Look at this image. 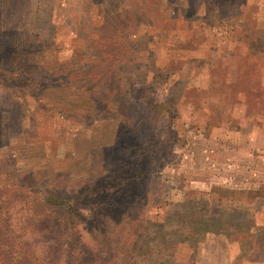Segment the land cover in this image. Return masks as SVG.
Wrapping results in <instances>:
<instances>
[{
  "label": "rangeland",
  "instance_id": "obj_1",
  "mask_svg": "<svg viewBox=\"0 0 264 264\" xmlns=\"http://www.w3.org/2000/svg\"><path fill=\"white\" fill-rule=\"evenodd\" d=\"M0 171L110 183L75 205L87 264H264V0H0Z\"/></svg>",
  "mask_w": 264,
  "mask_h": 264
},
{
  "label": "trees",
  "instance_id": "obj_2",
  "mask_svg": "<svg viewBox=\"0 0 264 264\" xmlns=\"http://www.w3.org/2000/svg\"><path fill=\"white\" fill-rule=\"evenodd\" d=\"M23 74L25 76V73ZM32 81L36 89L31 90V95L36 97L41 92L53 88L71 89L70 85L64 87H40L41 84H38L35 78ZM40 82L42 83L43 81L40 80ZM39 89L42 90L39 91ZM84 91L91 102L89 109L94 106L93 96L90 95V90L84 88ZM39 106L41 108L46 107L41 103ZM29 142L31 141L29 140ZM5 177H7L6 173L4 174V172L0 171V181L3 180L1 178ZM142 177L143 172L139 171V173H134L123 180L128 181L132 189H135ZM34 184L21 183V181L15 179L11 182H0V264H35L33 252H29L25 235L44 231L48 235H52L54 250L51 254H53L54 258H57V256L60 258L58 262L75 264L77 261V264H87L83 257L78 256L74 252L80 242V231L77 230L76 226L84 218L83 214L77 211L75 205L78 199H88L91 194H94L93 191L101 192L102 190H107V186L110 183L84 184L82 188L69 197L65 196L61 191H52L50 188L48 190L45 189V191L43 189L41 193L40 189L34 188ZM113 197L116 205H118L128 200L129 194L124 192L123 197L113 194ZM127 213L125 211L123 214ZM118 220L121 221L122 218ZM132 220L136 221L138 219L135 217ZM14 225H17V227ZM91 230H89V234L92 238L93 233ZM99 234L104 240L106 239L105 232Z\"/></svg>",
  "mask_w": 264,
  "mask_h": 264
}]
</instances>
